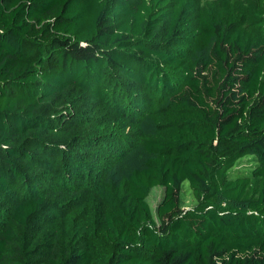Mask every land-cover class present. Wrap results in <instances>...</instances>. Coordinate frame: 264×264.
<instances>
[{
    "label": "trees",
    "instance_id": "1",
    "mask_svg": "<svg viewBox=\"0 0 264 264\" xmlns=\"http://www.w3.org/2000/svg\"><path fill=\"white\" fill-rule=\"evenodd\" d=\"M68 91L98 134L53 143L85 117ZM128 143L142 165L112 180ZM46 215L70 237L43 264H264V0H0V264Z\"/></svg>",
    "mask_w": 264,
    "mask_h": 264
},
{
    "label": "rangeland",
    "instance_id": "2",
    "mask_svg": "<svg viewBox=\"0 0 264 264\" xmlns=\"http://www.w3.org/2000/svg\"><path fill=\"white\" fill-rule=\"evenodd\" d=\"M117 79L120 83H122V86L126 88L127 90H130L131 92L137 94L139 97H142L144 100H149L150 102V95L147 93H143V89L139 88L137 85L131 83L127 78L122 77L120 75H116ZM136 95V96H137ZM151 98L155 99V96H151ZM154 102V100H152ZM65 105L61 106L60 109H69L72 110L71 106L76 105L79 106V103L81 104L79 107L81 109L82 115L84 120H81L77 124H75L74 128L66 133V134H52L48 137V139L53 143H61L65 139L71 138L74 134L78 133H90V134H98L97 130V119L101 114L104 112V106L99 101L94 100L92 97L77 92H70L68 91L65 95V100L63 101ZM87 118V119H86ZM100 118V117H99ZM142 118V117H141ZM141 125L145 130H149V132L152 130V127L150 126V122L148 120H141ZM109 132V131H105ZM128 152L126 155H123L122 157H119L118 160L112 159L110 157H105L106 159L103 160L104 162V168L108 173V178H111L112 180L119 179L124 173H128L132 168L142 165L144 154L142 149L140 148V145L138 143H128ZM119 148L121 147L118 146ZM95 153H98L97 150H93ZM103 154V153H101ZM103 168V169H104ZM96 175H99L98 172H96ZM163 195V188L161 186H154L148 195V203L150 205V208L152 210L153 216H155L156 213V207L159 202V200L162 198ZM190 196V190L187 187V184H184V190H183V198L185 196ZM184 205L193 206L194 201L191 199L188 200V197L184 198ZM48 216V219L45 220L48 222L44 225H33L29 230H26L27 235L31 238L28 239V242L30 243V246H35V248L38 250V253L35 254H29V257H27V261L23 262L22 259L18 261V264H43L41 258H39V254L43 252V248L45 245L49 242L50 239L57 242L58 247L62 248L61 246H64L63 243L68 240L70 235L67 233V228L64 226V222L60 218H56L54 215H46ZM44 221V222H45ZM35 226V227H34Z\"/></svg>",
    "mask_w": 264,
    "mask_h": 264
}]
</instances>
